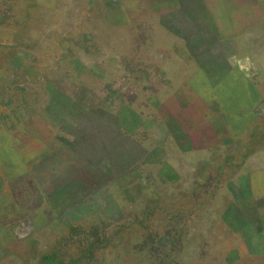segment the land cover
I'll return each mask as SVG.
<instances>
[{
	"label": "rangeland",
	"instance_id": "374dc122",
	"mask_svg": "<svg viewBox=\"0 0 264 264\" xmlns=\"http://www.w3.org/2000/svg\"><path fill=\"white\" fill-rule=\"evenodd\" d=\"M262 127L264 0H0V264H228Z\"/></svg>",
	"mask_w": 264,
	"mask_h": 264
},
{
	"label": "crops",
	"instance_id": "0c3cea01",
	"mask_svg": "<svg viewBox=\"0 0 264 264\" xmlns=\"http://www.w3.org/2000/svg\"><path fill=\"white\" fill-rule=\"evenodd\" d=\"M234 133L242 143L237 148L229 146L228 164L235 171L228 180L226 246L233 257L227 263L264 264V127Z\"/></svg>",
	"mask_w": 264,
	"mask_h": 264
}]
</instances>
